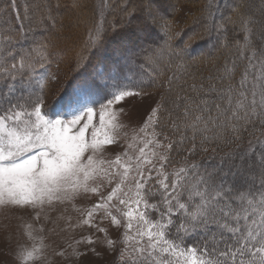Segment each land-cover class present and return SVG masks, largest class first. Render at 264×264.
<instances>
[{"label":"snow or ice","instance_id":"snow-or-ice-1","mask_svg":"<svg viewBox=\"0 0 264 264\" xmlns=\"http://www.w3.org/2000/svg\"><path fill=\"white\" fill-rule=\"evenodd\" d=\"M106 3L104 0L102 8ZM244 7L241 3L207 0L201 12L209 35L213 30L226 29L227 24L238 25L244 33L243 44L237 42L238 59H246L247 63L238 81L233 83L238 66L234 60L226 63L217 77L226 82L225 86L218 90L212 84L205 90L216 93V100L205 98L193 105L186 98L182 117L168 125L174 138L157 130L161 126L159 113L163 111V105L157 104L124 151L113 158H106V147L117 143L125 127L119 121L122 110L113 106L125 98L146 96L142 84L129 80L113 85L98 109L91 86L77 85L67 97L56 100L57 112L62 114L53 118L45 113L44 104L48 80L56 77L36 78L32 72L25 76L22 71L34 72L36 57L29 53L17 63L0 67V85H6L0 88V207L30 206L42 210L45 204L72 202L92 194L99 199L89 207L76 209L73 204L82 218L78 225L69 226L93 227L105 234L111 247L114 241L107 239L108 230L94 223L95 214L103 212L112 226L124 229L121 239L125 247L119 257L122 264H264V181L257 191L252 190L251 184L245 188L248 176L243 167L245 159L250 161L256 155L264 176V22L255 21L241 10ZM225 8L231 10L227 16L223 15ZM14 9L16 0H9L6 10ZM259 10L264 15V0ZM27 12L26 7L25 19L29 18ZM148 14L151 15L150 9ZM232 14L238 19H233ZM253 24L260 25L258 32H253ZM90 32L92 39L99 41L102 26L97 23ZM250 34L260 41L259 48ZM188 47L185 44L178 51H169L181 57ZM38 56L46 61L43 53ZM37 66L43 69L45 64ZM175 106L178 108L179 104ZM213 109L215 115L211 114ZM97 112L99 120L94 123ZM257 122L260 128L253 131L261 134L255 137V143L249 140V148L239 154L240 163L232 171L233 181L228 187L223 181H215V173L190 175L198 167L195 163L172 165L169 169L173 150L179 153L189 140L185 130L192 132L193 143L186 149L191 154L197 148V133L201 144L224 139L225 131L240 140L248 126ZM224 155L235 157L237 153L232 150ZM251 167L249 164L248 170ZM105 189L110 190L104 194ZM153 213L155 220L151 218ZM39 215L37 212V219ZM174 218L179 219L178 224ZM26 227L31 229V225ZM173 228L175 232L171 231ZM27 235L32 237V232ZM194 235H199L200 241L188 244ZM84 239L93 243L91 238ZM41 258V246L35 244L30 249L21 246L18 253L19 264Z\"/></svg>","mask_w":264,"mask_h":264},{"label":"rangeland","instance_id":"rangeland-1","mask_svg":"<svg viewBox=\"0 0 264 264\" xmlns=\"http://www.w3.org/2000/svg\"><path fill=\"white\" fill-rule=\"evenodd\" d=\"M166 1L168 2L169 0ZM175 1L176 0H170L169 4L174 5ZM246 1L248 2V5L245 7L246 10L260 9L262 0ZM131 2L132 5L128 3V8H132L134 3L137 6L141 5L140 3H144L147 6L146 11L148 12L150 9L151 15L148 14L147 16V13L145 12L143 16L146 19L148 18L150 24L152 23V26H156L158 30L163 28V23H165L166 19L162 15V11L164 10V4L162 1L131 0ZM159 2L161 3L160 5H158ZM254 2L256 3L253 5L252 3ZM16 4L19 11L18 14L21 26L27 38L33 40V45H13L7 51L0 52V61L5 60L17 63L22 57L31 53L33 57L37 58L36 63L33 65L34 72L32 69H24L22 70L24 75L32 72L33 76L36 78L40 75H54L56 77L55 80H48L44 104L45 113L49 116H53V118L55 114H62V112H57L55 107L56 100L61 97H67L72 93L73 89L77 85H81V83L91 84L92 93L98 101L96 104V108L98 109L99 103L105 102L108 98L107 93L113 85L125 84L129 80L132 81L128 73L124 71L122 74H119L120 72L117 73L120 68V62H122V64L125 63L126 66H131L130 59L132 58L129 59V57L132 55L129 53V56H126L120 61L121 59L117 55V52L121 53L123 51V54H125V52L129 50L128 44H134L132 47H140L141 45L144 52H147L148 48L146 46H151L156 42H159H155L156 39L154 40L155 43L149 42V39L151 38L149 31L146 29L143 30V22L145 18L140 20L137 19V13L133 15L127 24V26L129 25V30L126 29L127 26L122 30L121 27L117 28L119 33L114 34L115 36L112 37L113 40H111V37L107 40L110 32L103 33V40L106 41L105 44L108 42V45H103L96 49L91 50L92 46H88L86 49L83 47V49H81L82 46L80 45V42L84 43V45L85 43L88 44L85 35L81 41H78L76 36H71L68 40L67 38H62L69 32L71 35L72 32L76 31H74V29L77 27H80V30L84 29L85 31L91 23L90 20L88 22L87 20L91 17V13H93L92 11L96 10V7L97 9L100 8L101 12L105 13L106 16H116L115 12L117 8H119L116 7V4H119L116 3L115 0H107L106 6L103 8L102 5L104 4V0H16ZM26 7L28 10V19L24 18ZM174 7L178 9V12L174 11L172 20L178 27L182 23L185 14L188 11H191V9L186 6ZM58 8H60V10L58 13H55ZM84 9H87L86 11L88 12L85 15L86 19H84L86 22L85 24H83L84 21L81 22L84 15H82L83 13H80L81 10L83 12ZM127 9L122 11L123 13L118 12L117 18L122 20ZM73 17H76V19ZM97 19V15L94 14L92 23L94 24V21ZM11 24L12 22H10L9 25ZM110 26L111 24L107 25L104 31L106 32L110 30ZM92 36L93 34L89 36L90 40L92 39ZM4 37H6V34L0 36V43L4 40ZM92 41L94 40L92 39L91 43H93ZM41 43L46 47H49L50 45L53 49V64L48 62L49 56L39 47L42 45ZM0 49L3 50V48ZM14 51L17 52L14 53ZM82 51H85V54L87 55L92 51H94V55L99 52L98 55H103V57L106 55L107 60L101 57L99 59V64L95 65L89 60V67L85 71V69H80V66H84L86 63L85 60L83 61L84 57H81L83 55ZM168 52L169 49L163 51L155 50L152 52L150 51L149 54L153 58L158 59L157 61H160L165 58L164 53L168 54ZM38 53H43L46 56L47 62L45 60H40ZM160 54L161 56L163 55L161 58L159 56ZM93 56L91 55L90 57ZM74 59L78 63V66L76 67L73 66ZM39 63H44L45 67L43 69L38 67L37 65ZM47 63L51 65V70L48 68ZM151 63L155 64L153 67H156L157 65L159 66V63L156 61H151ZM9 65L10 64L4 65V67ZM72 71L76 72V75H70L69 73ZM79 74L80 77L78 76L74 78ZM137 78V83L141 82L138 76ZM166 84L167 83H164V86ZM164 86H156L154 88L146 89L144 90V92L147 93L146 96L125 98L124 101L113 106L117 110H122V115H120L119 121L124 124L125 127L121 130L117 143L106 147V158H113L117 153L124 151L127 147V142L131 139L133 133L138 132L139 128L147 120L152 108L156 107L157 104H162L163 109L168 108V98L171 96L176 98L178 90L177 86H169V89L165 91L166 89H164ZM3 87H6V85H0V88ZM172 93H174V95ZM164 94L166 96V104L163 103ZM173 105L174 104H171V106ZM5 107H7V105H5ZM49 111L51 114H49ZM159 115L162 116V111ZM98 120L99 116L97 112V114L94 115L93 122L98 123ZM125 133L127 135H125ZM255 161V165L250 163L252 165L251 168H254L253 170L256 172H259L260 167L257 158ZM247 166H249V164ZM253 170L248 171L247 169L246 174L248 180L252 175L254 177L256 176V172H253ZM226 172L228 173V176L232 173L230 169ZM248 180L247 183H249ZM109 190L110 189H105L104 194ZM98 199L97 196L88 194L86 196L78 197L72 202H54L52 205L45 204L42 210L30 206L0 207V264H19L18 253L21 250V246L30 249L34 244L41 246L42 258L35 262H29V264H122L119 257L121 250L125 247L121 239V234L124 232V229L123 227L118 228L112 226L110 220L104 218L103 212H97L95 214L94 223L98 224L99 227L108 230L107 239H112L114 241V245L111 247L107 244L105 234L98 232L95 228L88 225L77 227L69 226L78 225L79 220L82 218L80 212L73 208V204L76 206V209H83L89 207ZM37 212L40 213L38 219L36 218ZM69 217H71V220H69ZM27 225H31V229L27 228ZM28 231L32 232V237L27 235ZM85 237L91 238L93 243H88V241L84 239ZM59 253H63V255H59ZM75 253H81V255L77 256Z\"/></svg>","mask_w":264,"mask_h":264},{"label":"trees","instance_id":"trees-1","mask_svg":"<svg viewBox=\"0 0 264 264\" xmlns=\"http://www.w3.org/2000/svg\"><path fill=\"white\" fill-rule=\"evenodd\" d=\"M95 1V0H92ZM114 1V0H113ZM117 8L116 10V16L113 15L112 17L106 16L105 13H102L100 8L96 10H93L91 13V17L87 20V22L90 20V24L87 29L80 30V27H77L74 29L75 32H72L70 35V32L65 34L62 38L67 40L71 38V36H76L78 41L82 40L83 36L85 35L86 41L89 44L84 45V43L80 42L81 49H86L88 46H92V49H96L97 47L108 45L104 38L101 37L99 41H92L89 38L92 32H90V29L94 28V24L96 25L99 23L102 27L103 33H109V37H107V40L110 39L113 40L112 37H114V34H118L117 28L121 27V30L124 29L129 20L133 17L134 14L137 13L138 18L137 19H144L145 17L143 14L146 12L148 16V12L146 11V5L144 3H140L141 5L137 6L135 3L132 8H128V3L131 2V0H115ZM163 2L164 10L163 16L166 19L165 23H163V28L158 30V28L155 26H152V23L150 24V20L147 18L144 19L143 22V30L146 29L149 31V34L151 38L149 39V42H155L159 41L158 43L154 42L155 44L146 46L148 49L147 52H144L142 49L143 47H132L134 44H128V49L125 50V54H123V51L121 53L117 52V55L120 57V61H122L126 56H129L130 54L133 56L129 57L131 66H126L125 63L122 64L120 62V68L117 71V73L122 74L123 71L128 73L130 75V79H132L133 82L137 83V76L139 77L140 84L143 86V90L154 88L156 86L163 87L164 83H167L164 86L165 91L169 89V86H177V97H180L179 100H177L174 97L168 98V108H164L162 111L161 117V126L157 129L158 131H162L170 136V138H174V133L172 130L168 127L172 123L173 120H178L183 115V109L186 104V98L188 101H190L193 105L199 103L202 99H209V100H216L217 94L216 93H209L205 91L208 89L212 84L216 85V88L219 90L220 88L225 86L224 81L218 80L217 77L221 76V71L224 68L225 64H230L232 61H236L237 68L235 70V76L233 77V83L238 81L240 75H241V69L246 65L247 60H240L238 59L239 52L238 47L240 44H243L244 42V33L239 30L238 25L233 24H227L226 29L220 30L219 32L213 30L211 32V35L207 31H205V23L201 18V12L204 10V6L207 3V0H176L175 4H169V1L166 0H160ZM221 4H233L241 3L245 7L248 5V2L246 0H220ZM262 2V1H261ZM9 3V0H0V36L5 35L6 37H11V39H4L0 44V52L7 51L11 46H24L25 44H32L33 40H29L27 36L25 35V32L21 26L20 18H19V11L16 4V9L14 10H6V5ZM132 3V2H131ZM130 3V4H131ZM256 2L252 3L253 5ZM161 3L159 2L158 5ZM132 5V4H131ZM174 6H186L191 9V11H188L185 14V17L182 21V23L177 27V25L172 20V15L175 12H178V9H176ZM245 7L241 9L242 11L246 12L247 14H251L253 16V19L255 21L264 22V15L261 14L260 10H246ZM128 8V9H127ZM127 11L124 14V18L120 20L117 18V13H121L122 11ZM173 9V10H172ZM54 10V9H52ZM60 8L56 9L55 13H58ZM87 9H84L83 12L81 10L80 13H83L84 15L82 17V21L86 19L85 15L88 13L86 11ZM230 9L225 8L223 11V15L227 16L230 14ZM107 13V12H106ZM123 13V12H122ZM132 13L131 16L128 14ZM94 14L97 15V20L93 22ZM233 19H238V17L235 14H232ZM76 19V17H73ZM74 19V20H75ZM219 19V17H218ZM10 22H12L11 25ZM45 23V22H43ZM86 22L84 21L83 24ZM8 24V25H7ZM82 24V23H81ZM110 30L104 31L105 27L107 25H110ZM129 26V25H128ZM127 26V30H129V27ZM142 26V25H141ZM253 28V32L259 31V24H253L250 25ZM11 27V28H10ZM82 28V27H81ZM72 29V28H71ZM120 30V29H119ZM71 31V30H70ZM73 31V30H72ZM79 32V33H78ZM2 34V35H1ZM103 35V34H102ZM250 39L253 41V44L259 48L260 41L257 40L256 36L253 34H250ZM6 40V41H5ZM105 41V42H104ZM42 44V43H41ZM111 44V43H110ZM185 44H189L188 49L182 53L181 57H176L173 52L169 51L168 54L164 53L165 58L157 61L158 59L153 58L149 52L155 51V50H166V49H173V50H180L183 48ZM33 45V44H32ZM43 45V44H42ZM137 45V44H135ZM144 46V45H143ZM145 47V48H146ZM136 49V50H135ZM43 51L46 52V55L49 56V63L53 64L54 62V51L50 47L43 48ZM135 51V53H134ZM17 51H14L16 53ZM83 55L81 57H84L83 61L85 60L84 66L80 69H85L89 67L88 61L90 60L93 65L99 64V59L102 56L98 55L99 52H97L96 55H94V51L91 53L93 54H85V51H82ZM130 53V54H129ZM149 55H148V54ZM135 54V55H134ZM53 55V56H52ZM93 57H90V56ZM160 58L161 54L159 55ZM88 57V58H86ZM86 58V59H85ZM105 60L106 55L103 57ZM128 58V57H127ZM126 58V59H127ZM89 61V62H90ZM151 61H156L159 63V66L153 67L155 64H152ZM82 62V61H78ZM13 61H0V67H4V65L12 64ZM84 63V62H83ZM47 63L48 68L51 70V65ZM152 64V65H151ZM73 66H78V63L74 59ZM98 66V65H97ZM74 68V67H73ZM159 68V70H158ZM28 70V69H27ZM75 71V70H74ZM76 72L69 73L70 75H74ZM78 73V72H77ZM28 74H25L27 76ZM76 75V74H75ZM137 75V76H136ZM80 77V74L75 76ZM67 79V78H66ZM81 79V78H80ZM84 80V79H82ZM139 81V80H138ZM169 82V83H168ZM17 85L19 86L20 79L18 77L16 81ZM83 84V83H81ZM87 85H91L90 83H84ZM195 86V87H194ZM203 86V87H201ZM175 91V90H174ZM174 95V93H172ZM165 94L163 96L164 104L165 103ZM222 106L223 102L220 101ZM171 104H174L171 106ZM179 104V107L177 108L175 105ZM209 107L212 108L213 106L209 104ZM212 115H215V111L213 109ZM254 128H260L259 123L257 122L255 125H249L248 131H244L242 134V139L235 140L232 138V134L230 132H223L224 139L222 140H214L210 143L201 144V135L199 133L196 134L195 138V144L197 145V148L195 152L189 154L186 149L190 148L193 141L191 140L192 132L191 130H185L187 136L189 137L188 142L184 145V149L181 150L179 153L175 151V149L172 152V161L169 164V169H171L172 165H175L176 167L184 166V165H190L195 163L198 165L197 168L192 169L191 173H200L203 174L205 172L209 173H215L214 179L217 183L223 181L225 187H228L232 184L233 176L232 173L228 176L221 175L222 173H225L229 169L232 171L236 170V166L239 165L240 159L239 154L245 153L246 150L249 148V140H252L253 143H255V137L260 136L259 131H253ZM252 133L250 135L249 133ZM162 138V137H161ZM231 141V142H228ZM237 145H239V148H237ZM204 149H207L206 151ZM213 149H216L213 151ZM232 150H235L237 155L235 157H225V153H228ZM260 151L259 148L256 149V152L258 153ZM257 158L256 155H253L251 160L245 159L244 161V169L247 171L248 164L252 163L253 165L256 164L255 159ZM254 160V161H253ZM223 161V162H222ZM253 161V162H252ZM255 162V163H254ZM254 168H251L253 170ZM249 171V170H248ZM262 169H259V172H256L253 170V172H256V176L253 175L248 180L249 183L245 184V188L248 184H251L253 186L252 190L257 191L260 189L261 182L264 181V176L261 175ZM157 200L159 197L156 198ZM152 219H156L157 216L155 213L152 214ZM176 219L177 224L179 223L178 218ZM172 232H175V228L171 230ZM198 241H200L199 235H194L191 238L187 240L188 244H195Z\"/></svg>","mask_w":264,"mask_h":264}]
</instances>
